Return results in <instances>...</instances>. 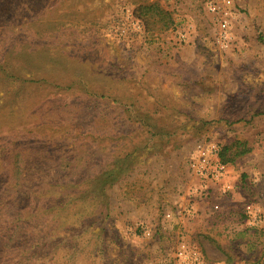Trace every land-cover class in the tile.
Instances as JSON below:
<instances>
[{
    "label": "rangeland",
    "instance_id": "1",
    "mask_svg": "<svg viewBox=\"0 0 264 264\" xmlns=\"http://www.w3.org/2000/svg\"><path fill=\"white\" fill-rule=\"evenodd\" d=\"M242 1L225 49L206 0H0L22 51L21 79L0 71V264H172L181 241L264 264V0ZM155 2L160 34L136 15ZM204 140L252 147L214 189L188 168Z\"/></svg>",
    "mask_w": 264,
    "mask_h": 264
},
{
    "label": "built area",
    "instance_id": "2",
    "mask_svg": "<svg viewBox=\"0 0 264 264\" xmlns=\"http://www.w3.org/2000/svg\"><path fill=\"white\" fill-rule=\"evenodd\" d=\"M205 4L219 28L218 43L225 49L231 48L235 40L234 20L237 15L235 0H206ZM219 153L220 148L215 142L208 140L199 142L189 155L190 173L200 179L202 183L209 181L213 184H223L224 180L229 177L230 167L221 161ZM201 189L205 191L206 196L209 195L208 187L206 189L201 187ZM223 189L224 193H227L231 191V186L225 183ZM215 209H219V206L216 205ZM245 213L252 222L258 221V215L252 205L246 206ZM146 233L150 235L149 231ZM172 264H205V260L199 249L187 241H181Z\"/></svg>",
    "mask_w": 264,
    "mask_h": 264
},
{
    "label": "trees",
    "instance_id": "3",
    "mask_svg": "<svg viewBox=\"0 0 264 264\" xmlns=\"http://www.w3.org/2000/svg\"><path fill=\"white\" fill-rule=\"evenodd\" d=\"M136 15L143 22L146 31L149 33H164L174 26L172 13L157 2L138 6ZM21 53L22 51L16 48L5 49L0 47V71L4 78L21 79L22 75H20L18 67L10 66L12 61L19 60ZM29 81L34 80L31 78ZM38 81L40 80L38 79ZM44 81V79H41L40 82ZM251 152L252 147L246 140H237L230 145L223 146L220 149L219 156L223 163L234 164L238 159Z\"/></svg>",
    "mask_w": 264,
    "mask_h": 264
},
{
    "label": "crops",
    "instance_id": "4",
    "mask_svg": "<svg viewBox=\"0 0 264 264\" xmlns=\"http://www.w3.org/2000/svg\"><path fill=\"white\" fill-rule=\"evenodd\" d=\"M246 1L248 2V0H243L242 3H240L239 5H242L244 3V5H246ZM236 8H237V5H236ZM239 11H238V8H237V15H236V19L234 20V30L237 28L236 25L239 24V22L237 23V19H239ZM264 25V23H261ZM244 27V26H243ZM253 27V26H252ZM248 29H251V28H246V31L244 32V34L246 35V33H248ZM262 31V29H260ZM241 31H242V26H241ZM251 36H246V38L243 37V34L239 36V39L241 40L240 42V47L242 48V50H245V52L243 53L245 56L249 57L250 59H254L256 57H254V55L256 54L255 51L258 52L259 50V47L261 45H259V41H257V38L252 36V33L249 34ZM244 38V39H243ZM256 49V50H255ZM259 53V52H258ZM260 76L264 78V76L260 73ZM257 84L260 86L259 88H251L250 90L251 91H261L262 89L264 90V80H260L259 82L257 81ZM230 178V177H229ZM228 178V179H229ZM227 179V178H226ZM226 179L224 180V182H226ZM223 182V183H224ZM215 184L212 183V188L214 187ZM218 186V185H217ZM214 189V188H213Z\"/></svg>",
    "mask_w": 264,
    "mask_h": 264
}]
</instances>
